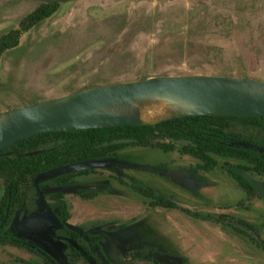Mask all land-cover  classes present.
Segmentation results:
<instances>
[{
  "label": "flooded vegetation",
  "instance_id": "af4514ba",
  "mask_svg": "<svg viewBox=\"0 0 264 264\" xmlns=\"http://www.w3.org/2000/svg\"><path fill=\"white\" fill-rule=\"evenodd\" d=\"M256 119L191 131L174 123L145 146L118 140L92 160L101 167L54 178L40 175L79 162L24 179L0 173V264H188L170 234L185 219L257 257L264 253V118ZM84 206L96 210L83 217Z\"/></svg>",
  "mask_w": 264,
  "mask_h": 264
},
{
  "label": "rangeland",
  "instance_id": "374dc122",
  "mask_svg": "<svg viewBox=\"0 0 264 264\" xmlns=\"http://www.w3.org/2000/svg\"><path fill=\"white\" fill-rule=\"evenodd\" d=\"M49 1L0 0V36ZM58 1L52 17L0 58V112L31 95L50 99L156 76L264 82V0ZM139 160L152 159L142 154ZM94 209L84 206L79 213L91 216ZM181 222L170 234L188 264H264L263 252L252 256L258 251L207 224Z\"/></svg>",
  "mask_w": 264,
  "mask_h": 264
},
{
  "label": "water",
  "instance_id": "95a60500",
  "mask_svg": "<svg viewBox=\"0 0 264 264\" xmlns=\"http://www.w3.org/2000/svg\"><path fill=\"white\" fill-rule=\"evenodd\" d=\"M159 99L176 112L153 123L140 120L138 106ZM264 118V82L223 75L156 76L87 88L0 112V152L44 133L156 126L189 117ZM87 161L40 175L54 178L103 166Z\"/></svg>",
  "mask_w": 264,
  "mask_h": 264
},
{
  "label": "trees",
  "instance_id": "16d2710c",
  "mask_svg": "<svg viewBox=\"0 0 264 264\" xmlns=\"http://www.w3.org/2000/svg\"><path fill=\"white\" fill-rule=\"evenodd\" d=\"M58 0L43 2L31 10L18 24V28L11 29L0 36V58L9 52L18 50L19 40L22 34L32 29L39 28L46 20L52 17L59 9ZM144 79V78H143ZM69 83L65 89L71 85ZM119 82H115L118 84ZM82 90V89H80ZM73 90L71 93L77 92ZM30 97L33 100L29 102ZM28 99H21L18 106L35 104L46 100L39 95H31ZM17 107V106H15ZM255 121L256 118H227V117H189L160 123L156 126L144 127H118L104 130H85L73 132L44 133L19 141L0 152V173L9 178H28L35 176L56 166L71 162H83L98 160L107 153L111 145L118 140L135 146L149 144L150 138L163 132L176 129L174 123H180L179 128L186 131L196 129L198 126L208 128L210 121ZM115 133V136H113ZM110 134V135H107ZM158 134V135H157ZM3 152H10L4 156Z\"/></svg>",
  "mask_w": 264,
  "mask_h": 264
},
{
  "label": "bare ground",
  "instance_id": "6f19581e",
  "mask_svg": "<svg viewBox=\"0 0 264 264\" xmlns=\"http://www.w3.org/2000/svg\"><path fill=\"white\" fill-rule=\"evenodd\" d=\"M138 110L140 120L144 123H153L177 111L171 104L159 99L143 101L138 106Z\"/></svg>",
  "mask_w": 264,
  "mask_h": 264
}]
</instances>
